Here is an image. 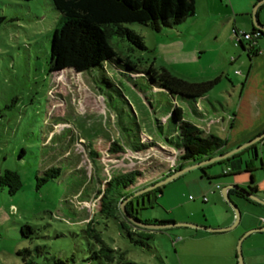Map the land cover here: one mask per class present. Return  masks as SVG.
<instances>
[{
	"label": "rangeland",
	"instance_id": "rangeland-1",
	"mask_svg": "<svg viewBox=\"0 0 264 264\" xmlns=\"http://www.w3.org/2000/svg\"><path fill=\"white\" fill-rule=\"evenodd\" d=\"M196 3L204 6L206 0ZM253 8L254 5L251 20ZM59 16L51 0H0V171L15 170L21 180V188L15 193L0 188V264H21L24 259L30 261L28 264H104L101 258H90L89 246L98 244L83 232L85 222L97 209V188L112 174L135 168L159 171L160 164L171 161L172 151L164 152V148L155 146L140 155L134 154L138 158L127 150H109L112 140L124 142L128 136L135 139L141 130L147 132L149 123L170 109L173 98L152 88L144 77L130 76L112 65L105 70L109 83L98 68L81 73L73 69L50 73L51 37ZM192 18L197 17H186L158 31L137 23L128 24L143 36L147 47V51L131 53L132 58H140L144 67L152 64L159 70L165 68L189 81L213 71V63L219 66L230 57L239 59L238 53L247 59L228 24L210 21L204 29L192 28L189 25ZM113 43L116 49L125 48L120 39L114 38ZM224 50L227 58L219 53ZM234 61L228 62L229 75L216 84L214 95L225 96L224 86L230 88L227 77L238 83L233 70L239 66ZM175 102L183 106L187 118L188 102L178 96ZM255 145L258 158L254 160L253 174L260 184L264 179V145L258 141ZM89 150L94 154L90 155ZM49 166H59L60 176L37 188L36 174ZM201 167L204 165L162 185L161 192L155 199L151 195V204L141 209L138 217L180 216L186 220L188 213L201 217V207L208 203L202 205L199 199L188 198L194 195L189 183L200 179L202 170L221 173L210 178L213 187L215 180L226 178L222 175L223 163ZM154 172L135 187L152 180ZM243 179L247 183L249 174ZM136 191L131 189L130 194ZM216 192L222 195L218 189ZM222 200L235 214L223 196ZM207 214L214 216L210 210ZM95 221V228L106 244L119 248L128 260L139 264L190 263L188 243H178L175 237L172 240L166 234L183 231L185 227L154 231L147 240L150 247L142 248L125 235L119 219L104 221L96 216ZM25 225L30 226V231ZM23 249H30V255L18 252ZM240 250L246 264L242 247ZM193 264L203 262L198 258ZM251 264L261 263L251 261Z\"/></svg>",
	"mask_w": 264,
	"mask_h": 264
},
{
	"label": "trees",
	"instance_id": "trees-1",
	"mask_svg": "<svg viewBox=\"0 0 264 264\" xmlns=\"http://www.w3.org/2000/svg\"><path fill=\"white\" fill-rule=\"evenodd\" d=\"M51 3L60 16L51 37L48 59L50 73H57L65 69H73L75 72L81 73L98 68L103 71L102 77L107 82L105 70L109 65H112L120 72L128 73L130 76L144 77L152 88L158 92L168 93L173 98L170 109L166 114L149 123L147 132L141 130L135 139L128 136L129 138L124 142L112 140L109 148L112 152L127 150L132 154L139 155L154 146L164 148V152L172 151L169 164H160L159 171L135 168L110 175L109 179L97 188L95 194L97 209L85 222L83 229L85 237L93 240L94 244H98L97 247L93 244L89 246L91 259L101 258L104 260V264H139L128 260L119 248H112L106 244L101 237V232L95 228V217L98 216L104 221L109 218L119 219L120 228L131 241L139 244L142 248H149L148 238L153 236L154 231L160 229L140 226L130 220L129 216L144 223H171L172 220L138 217L140 210L151 204V195L155 199L161 192V186L130 198L125 204L124 212L121 204L125 198L131 195L130 190L134 188L140 190L165 179L178 169L226 152L224 139L213 134H204L202 129L184 117L183 106L175 102V96L189 103L193 98L205 95L218 81V78L189 81L174 75L165 68L159 70L152 64L144 67L140 58L133 59L131 55L133 52L147 51V47L143 36L130 28L128 24L145 25L155 31L160 30L161 27H170L183 21L186 17L194 15L195 0H51ZM1 20L0 17V23ZM255 30L259 32V36L264 34L259 29L255 28ZM114 38L124 41L125 48L116 49L113 43ZM124 52L127 55H124ZM148 103L152 108V103L150 101ZM54 138L55 134L51 137L50 142ZM258 142H262L264 145V137ZM255 143L226 158L206 164L204 167L215 163H223L229 170H239L243 167L252 177L256 170L252 162L258 158ZM89 153L90 155L94 154L92 150H89ZM244 154L248 155L250 159L242 164L241 156ZM260 162L263 166L262 160ZM153 171L156 173L154 172L155 176L152 180L141 187H135ZM60 174L59 166H49L43 169L35 176L36 187L58 178ZM160 174H162L161 177ZM3 187H6L9 193H15L21 188V180L17 171L9 168L0 171V188ZM255 189L249 186L246 190L248 193L255 194ZM229 193L238 194L258 204L237 189H230ZM25 228L28 231L31 229L28 225H25ZM21 231L25 234L22 228ZM18 252L23 255L31 253L30 249ZM28 263L24 259L21 264Z\"/></svg>",
	"mask_w": 264,
	"mask_h": 264
},
{
	"label": "crops",
	"instance_id": "crops-1",
	"mask_svg": "<svg viewBox=\"0 0 264 264\" xmlns=\"http://www.w3.org/2000/svg\"><path fill=\"white\" fill-rule=\"evenodd\" d=\"M215 1L214 4L213 0H206L204 6H197L195 0V13L192 16L197 18H192L189 21L190 27L204 29L210 21L214 23L220 21L223 22L221 24L229 25L233 35L235 32L250 33L255 31L256 27L253 20H251L250 10L251 6L260 0ZM199 9L201 14H199ZM256 19L264 26V2L258 5ZM240 46L247 59H244L238 53L240 61L235 57H230L219 66L211 63L214 66L213 71L205 72L206 75H203V77L191 80L205 81L218 78V81L205 95L196 99L193 98L188 103V117L186 119L202 129L204 134H213L224 139L226 142L224 149L226 151L264 131V34L256 37L251 42L242 40ZM219 53H223L227 58L228 53L225 50ZM232 61L239 66L236 67L238 69L233 70V74L238 76V83L235 84V81L227 77L231 91H229L230 88L224 86L225 96L214 95L216 84L221 82L224 76L229 75L228 72L231 67L227 65L228 62ZM255 149L257 150L256 145ZM249 159L250 157L244 154L241 156L242 161H240L243 164ZM252 165L255 167V162H252ZM225 168L228 167L222 168V175H226V178L223 181L215 180L214 187L210 185V178L221 174L215 171L202 170L200 179H207V183L200 179L189 183L194 195H189L192 198H188L190 200L199 199L202 205L208 203V206L201 207V217H193L188 213L186 220L180 216L163 219L193 224L171 226L185 227V230L166 233L172 240L175 237L178 243H188V261L190 262L188 264H193V260L195 263L198 258L202 260L203 264H238L236 249L238 240L247 230L253 228L258 220L261 221V226H264V205L253 203L234 193L230 194V198L240 210L241 218L239 222L231 229H206L228 227L235 221L234 212L230 211L227 204L223 202L222 195L218 194L216 189L222 191L224 186L230 184H238L244 189L252 186L256 188L254 193L264 199V179H261L260 184H257L256 175L253 174L251 177L250 173L243 167L239 170L230 169L227 172H225ZM162 174H160V177ZM248 174L250 180L244 183L243 176H248ZM216 185H219V187H216ZM203 196H206V200L203 199ZM217 208L220 209L215 211ZM209 210L214 215L213 217L208 216L207 211ZM145 219L156 218L147 217ZM240 247H242L246 264H251V261H259L264 264V231L252 232L246 235L243 237Z\"/></svg>",
	"mask_w": 264,
	"mask_h": 264
},
{
	"label": "water",
	"instance_id": "water-1",
	"mask_svg": "<svg viewBox=\"0 0 264 264\" xmlns=\"http://www.w3.org/2000/svg\"><path fill=\"white\" fill-rule=\"evenodd\" d=\"M264 2V0H260L258 1L255 5H254V8H253V11H252V15H253V23L255 25V27L259 30H261L262 32H264V26L262 24H260L257 19H256V11H257V8H258V5L260 3ZM264 137V131L259 133L258 135H256L255 137L247 140L246 142L236 146L235 148L231 149V150H228L222 154H219L215 157H212V158H209V159H206V160H203V161H199L197 163H194V164H191L189 166H185L181 169H178L176 170L175 172H173L171 175H169L168 177H166L165 179L163 180H160L150 186H147V187H144L138 191H136L135 193L131 194L129 197L125 198L121 204V207H122V210L125 212V204L127 203V201L136 196V195H139L143 192H146V191H149V190H152L156 187H159V186H162L164 185L166 182L178 177L179 175H181L182 173H184L185 171L189 170V169H192L194 167H199V166H203V165H206V164H209L211 162H214V161H217V160H220V159H223V158H226L240 150H242L243 148L259 141L260 139H262ZM230 189H237L241 192H243L245 195H247L250 199L260 203V204H263L264 205V199H261L259 196H257L256 194H252V193H248V191L246 189H244L243 187L239 186L238 184H230V185H226L222 188V196L223 198L233 207V209L235 210V221L232 225L228 226V227H224V228H206V227H203V228H206V229H209V230H225V229H231L234 225H236L240 218H241V214H240V210L238 208V206L232 201V199L230 198V193H229V190ZM129 216V215H128ZM129 219L132 220L133 222L139 224L140 226H143V227H147V228H153V229H161V228H167V227H171V226H175V225H193V224H190V223H187V222H171V223H167V224H151V223H144L142 221H137L135 219H133L131 216H129ZM264 231V226H261V221L258 220L256 225L247 230L245 232V234L238 240V244H237V262L238 264H244L243 262V258H242V254H241V250H240V246H241V241L243 239V237H245L246 235L252 233V232H262Z\"/></svg>",
	"mask_w": 264,
	"mask_h": 264
},
{
	"label": "built area",
	"instance_id": "built-area-1",
	"mask_svg": "<svg viewBox=\"0 0 264 264\" xmlns=\"http://www.w3.org/2000/svg\"><path fill=\"white\" fill-rule=\"evenodd\" d=\"M259 36V32L258 31H255L253 33H246V32H243V33H234V38H235V42H240L242 40H247V41H253L256 37ZM132 157H137L136 155L134 154H131ZM140 158V156H139ZM172 165H173V162H172ZM229 170V168L226 169L225 172H227ZM216 187H219V185H216ZM189 198H192V196H189ZM203 199L206 200V196H203Z\"/></svg>",
	"mask_w": 264,
	"mask_h": 264
}]
</instances>
